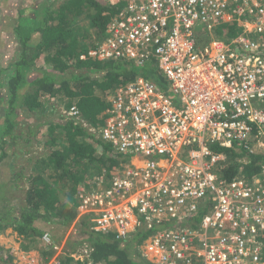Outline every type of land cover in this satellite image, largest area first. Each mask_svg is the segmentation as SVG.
<instances>
[{
  "label": "built area",
  "instance_id": "1",
  "mask_svg": "<svg viewBox=\"0 0 264 264\" xmlns=\"http://www.w3.org/2000/svg\"><path fill=\"white\" fill-rule=\"evenodd\" d=\"M108 1L123 7L89 57L149 64L163 83L138 75L108 96L103 125L82 123L127 161L76 189L74 222L120 240L162 225L136 248L150 264H264V167L225 180L213 149L264 156V0ZM224 25L240 33L220 40ZM42 250L94 264L85 243L64 253L46 233Z\"/></svg>",
  "mask_w": 264,
  "mask_h": 264
},
{
  "label": "trees",
  "instance_id": "2",
  "mask_svg": "<svg viewBox=\"0 0 264 264\" xmlns=\"http://www.w3.org/2000/svg\"><path fill=\"white\" fill-rule=\"evenodd\" d=\"M41 5L36 20L19 23L15 28L21 52L15 69L0 82L5 91L0 139H5V144L12 138L13 124L9 117L19 106L21 111L35 112L43 108L45 100L55 98L63 102L64 110L75 106L80 118L75 121L63 117L48 124L45 143L50 153L42 162L43 174L47 177L33 180L25 193V205L16 215H0V226L13 229L22 239L24 251H37L49 257L51 252L42 250V236L49 234L46 227L67 229L75 221L76 188L88 186L103 172L107 176L113 175L120 164L127 161L110 145L95 139L82 123L93 128L103 125L108 96L136 76L151 78L157 84H162L163 80L149 64L139 68L126 61H98L89 57V51L107 36L110 19L123 7L122 2L41 0ZM239 33L237 26L224 25L217 28L215 36L228 42ZM40 60L42 65H38ZM213 149L225 154V161L219 168V175L225 180H232L239 174L251 177L264 167L263 155L217 146ZM62 189L69 194L65 201L57 197L56 190L64 191ZM161 228L162 225L146 232L138 231L129 240H120L113 234L93 232L87 219H82L78 235L74 231L69 235L71 239L74 236L79 240L71 241L74 243L71 253L85 243L93 249L94 264H150L136 248L148 235ZM50 237L58 243L52 235ZM59 264L81 263L66 256L60 258Z\"/></svg>",
  "mask_w": 264,
  "mask_h": 264
},
{
  "label": "rangeland",
  "instance_id": "3",
  "mask_svg": "<svg viewBox=\"0 0 264 264\" xmlns=\"http://www.w3.org/2000/svg\"><path fill=\"white\" fill-rule=\"evenodd\" d=\"M84 21H80L81 25H85ZM0 52L4 51L0 49ZM4 65L5 63L1 62L0 68ZM74 73H77V71H74ZM0 74L2 75L1 71ZM4 93L5 91L2 88L0 94L4 95ZM3 107L2 102L0 103V121L2 118L4 119ZM64 112L63 102L60 99L52 98L45 100L42 109L39 108L35 112H24L18 107L15 114L9 117L13 124L12 130L16 133L14 135L17 138V146H15L17 151L14 153L6 151L5 159L3 157V161L0 162L1 216L16 215L15 213L18 212L21 206L25 205V193L31 187L33 180L36 177L44 176L42 162L48 158L50 153L49 147L45 143L48 137V124L63 119ZM44 177H47V174ZM56 193L58 199L62 201H65L69 196L65 190H56ZM47 228V232L53 236L56 242L58 241L57 244L64 246V253L71 252L70 248L74 244L71 241H79L78 237L73 236V239H71L72 237L69 235L73 231L74 233L79 231L80 222H73L67 229L55 226ZM75 235H78V232ZM6 244H10L13 248L5 247ZM22 246V239L16 235L11 227L0 226V264H49L51 259L54 258L53 252L49 257L40 254V252H35L31 256L32 251L26 252L22 249ZM79 248L80 246L76 247L75 250ZM28 257H30L29 261Z\"/></svg>",
  "mask_w": 264,
  "mask_h": 264
},
{
  "label": "crops",
  "instance_id": "4",
  "mask_svg": "<svg viewBox=\"0 0 264 264\" xmlns=\"http://www.w3.org/2000/svg\"><path fill=\"white\" fill-rule=\"evenodd\" d=\"M42 8L41 0H0V49L4 52H0V63L4 62V67L0 68L2 75L0 74V82H2L3 78L7 77L13 69H15L14 64L19 60L21 46L19 44V38L15 33V28L19 23L28 22L30 23L32 20H36L39 16V11ZM28 20V21H26ZM42 60L38 62V65H42ZM2 88L0 87V91ZM2 100H4L2 94H0ZM20 107V106H19ZM22 108V107H20ZM16 134L14 130L11 131L12 138L7 140L4 144V141L0 139V156L5 154L6 151L10 153L16 152ZM2 160L0 162L3 161ZM1 166V164H0ZM7 241V240H6ZM10 244L4 245L5 247H12L9 246ZM37 251H32L31 256L35 254ZM28 257V261H29Z\"/></svg>",
  "mask_w": 264,
  "mask_h": 264
}]
</instances>
